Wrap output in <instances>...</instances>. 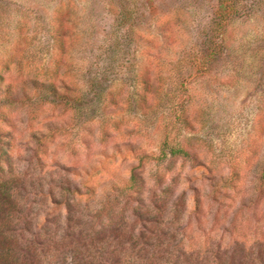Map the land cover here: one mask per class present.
Returning <instances> with one entry per match:
<instances>
[{
	"label": "clouds",
	"instance_id": "clouds-1",
	"mask_svg": "<svg viewBox=\"0 0 264 264\" xmlns=\"http://www.w3.org/2000/svg\"><path fill=\"white\" fill-rule=\"evenodd\" d=\"M0 264H264V0H0Z\"/></svg>",
	"mask_w": 264,
	"mask_h": 264
}]
</instances>
